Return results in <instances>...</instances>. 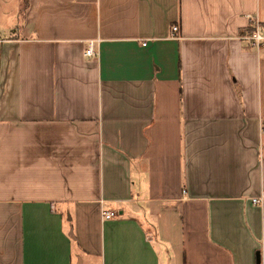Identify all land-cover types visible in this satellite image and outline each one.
Segmentation results:
<instances>
[{
  "label": "crops",
  "instance_id": "0c3cea01",
  "mask_svg": "<svg viewBox=\"0 0 264 264\" xmlns=\"http://www.w3.org/2000/svg\"><path fill=\"white\" fill-rule=\"evenodd\" d=\"M246 15L264 0H0V264H264Z\"/></svg>",
  "mask_w": 264,
  "mask_h": 264
},
{
  "label": "built area",
  "instance_id": "2783aa9c",
  "mask_svg": "<svg viewBox=\"0 0 264 264\" xmlns=\"http://www.w3.org/2000/svg\"><path fill=\"white\" fill-rule=\"evenodd\" d=\"M245 19L248 24L243 35L239 37V40L243 42L248 50L255 52L256 54H264V22L260 21L257 16L246 15ZM177 31V27L171 28V35ZM7 40L0 38V44H3ZM95 43L90 41L85 50L86 56H95L94 50ZM264 201V193H261L258 198L251 199L253 205H261ZM117 217V214L112 211H103L101 213V219L103 221H108Z\"/></svg>",
  "mask_w": 264,
  "mask_h": 264
},
{
  "label": "water",
  "instance_id": "95a60500",
  "mask_svg": "<svg viewBox=\"0 0 264 264\" xmlns=\"http://www.w3.org/2000/svg\"><path fill=\"white\" fill-rule=\"evenodd\" d=\"M257 263H259V258H257Z\"/></svg>",
  "mask_w": 264,
  "mask_h": 264
}]
</instances>
